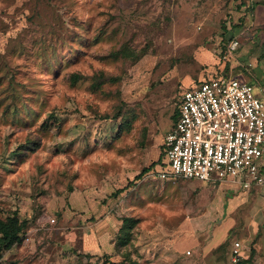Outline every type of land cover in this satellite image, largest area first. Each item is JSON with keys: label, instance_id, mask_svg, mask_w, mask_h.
Wrapping results in <instances>:
<instances>
[{"label": "rangeland", "instance_id": "374dc122", "mask_svg": "<svg viewBox=\"0 0 264 264\" xmlns=\"http://www.w3.org/2000/svg\"><path fill=\"white\" fill-rule=\"evenodd\" d=\"M249 8L0 0V218L26 221L0 264H236L235 242L244 264H264L254 197L228 214L225 182L138 175L162 158L184 88L243 74L264 94V34L241 32Z\"/></svg>", "mask_w": 264, "mask_h": 264}, {"label": "built area", "instance_id": "2783aa9c", "mask_svg": "<svg viewBox=\"0 0 264 264\" xmlns=\"http://www.w3.org/2000/svg\"><path fill=\"white\" fill-rule=\"evenodd\" d=\"M237 45L236 39L230 41L224 58ZM162 151L160 168L154 172L161 180L239 181L246 188L264 184V94L256 95L255 86L246 80L224 75L184 88ZM239 247L235 242L234 262Z\"/></svg>", "mask_w": 264, "mask_h": 264}, {"label": "crops", "instance_id": "0c3cea01", "mask_svg": "<svg viewBox=\"0 0 264 264\" xmlns=\"http://www.w3.org/2000/svg\"><path fill=\"white\" fill-rule=\"evenodd\" d=\"M244 1H246L250 5V8H249V11L247 13V16H244L245 18L243 20V23H244V25H250L251 28L247 29L248 28L247 27L246 29L241 30L242 34H251L252 37H255L256 33L261 32L264 34V0H244ZM242 14L245 15L244 12ZM238 24L240 25V23H238ZM238 24H235L233 22V24L230 26V28L232 29L233 32L239 31L240 27L238 26ZM249 30H252V32L249 33ZM240 35H241V33H240ZM236 37H238V36L236 35ZM236 37L232 36V38L228 41V43L230 41L236 39L238 41V45H239L240 38H236ZM261 41L262 40H260L258 43H260V44L264 43V41H262V42ZM227 44H226V46H227ZM231 76H235V77H238L239 79L246 80V78L243 74H235V75H231ZM174 123H175V120H174L171 128L174 126ZM163 143H164V138H163V141L161 144V149H163ZM260 166H261L262 172L264 174V154L260 160ZM153 167L152 166L149 167L147 169V171H145L143 174L148 175L150 177V179L161 180V179L157 178V176L155 175L154 172H151ZM150 168H152V169H150ZM189 180H194V181H199V182H204V183H210V182L215 183V182H217V181H201V180H196V179H189ZM224 182L229 185L230 189H232L230 192V196H228L227 202H226V211L228 214H230L234 210V207L237 206L236 205L237 199H242L243 197H245L246 194H248L249 196L254 197L255 202H256L255 204H257V206H258V209H257L258 214L262 218H264V184H252L246 188V187H243L241 182H239V181H221V184ZM240 188L243 191L236 192L237 189H240Z\"/></svg>", "mask_w": 264, "mask_h": 264}, {"label": "trees", "instance_id": "16d2710c", "mask_svg": "<svg viewBox=\"0 0 264 264\" xmlns=\"http://www.w3.org/2000/svg\"><path fill=\"white\" fill-rule=\"evenodd\" d=\"M223 27H224V30L226 31V27L225 26ZM232 36L233 35L231 34L230 37L227 38V40H230ZM177 117H178V108L176 109V112H175V122L177 120ZM162 154H163V151H162ZM162 159H163V156L162 158H159L156 162H152L150 166L143 168L138 175H143V173L147 171L149 167L155 166L156 163L161 162ZM121 220H122V223H121L120 229H122L125 233H128V229L131 227L132 219L130 217H123ZM25 226H26V221L20 220L15 213L11 214L5 219L0 218V256L2 255L3 250L10 248L15 242L21 239L20 234ZM120 237H124L123 234L119 236V239ZM123 243L124 242H122V244ZM251 252H253V249L251 250ZM248 261H249V258H246V259L239 258L236 261V264H244ZM132 264H136V262H132Z\"/></svg>", "mask_w": 264, "mask_h": 264}]
</instances>
